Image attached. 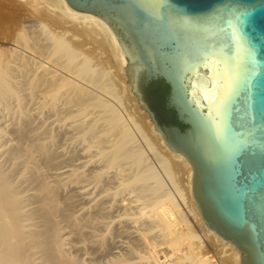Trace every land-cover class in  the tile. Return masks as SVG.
I'll return each instance as SVG.
<instances>
[{
  "label": "bare ground",
  "instance_id": "1",
  "mask_svg": "<svg viewBox=\"0 0 264 264\" xmlns=\"http://www.w3.org/2000/svg\"><path fill=\"white\" fill-rule=\"evenodd\" d=\"M21 1L29 17L4 36L19 40L0 48V264H161L139 251L154 238H169L176 253L192 240L183 264H212L188 202L205 235L241 264L242 251L204 221L188 158L166 142L169 154L158 152L136 125L158 169L116 106L122 94L109 66L123 88L133 84L112 27L67 0ZM89 43L96 57L82 48ZM175 165L188 172L191 201Z\"/></svg>",
  "mask_w": 264,
  "mask_h": 264
},
{
  "label": "water",
  "instance_id": "2",
  "mask_svg": "<svg viewBox=\"0 0 264 264\" xmlns=\"http://www.w3.org/2000/svg\"><path fill=\"white\" fill-rule=\"evenodd\" d=\"M103 18L129 57L128 83L193 168L207 225L264 264V0H67ZM163 80L178 123L143 89ZM153 107L159 98L150 97Z\"/></svg>",
  "mask_w": 264,
  "mask_h": 264
},
{
  "label": "rangeland",
  "instance_id": "3",
  "mask_svg": "<svg viewBox=\"0 0 264 264\" xmlns=\"http://www.w3.org/2000/svg\"><path fill=\"white\" fill-rule=\"evenodd\" d=\"M20 3L22 4L23 2L21 0H14L12 4L9 2H6V1L5 2L2 1L0 3V48L10 47V46H12V44H11L12 42L19 40V37L17 35L15 38L14 37L6 38L4 36H5V32H7L9 29H13L14 26L21 24L24 19L29 17V15L26 13L25 14L20 13V11L18 9V7L21 5ZM21 12H25V11L22 10ZM87 46L90 48L87 49L86 48ZM92 47H93L92 44L89 43L87 45H84L82 48H84L86 52L91 54V56L96 57V55L100 52V50H93ZM107 53H109V51H107ZM109 67H111L112 68L111 70L114 71L113 76L115 77L114 79L116 80L115 83L117 85V89L122 94L121 96H122L123 107L121 104L120 105L118 103H115V104H117L116 106L119 107L121 114H123L122 116L125 117L124 119L127 120L131 129H133V131L135 130L134 133L137 135L139 142H141V144L143 145L144 150L146 149V152H147L146 154L147 155L149 154L148 157L150 156L149 157L150 160L154 161L153 158L155 155H154V153L152 154L153 151L151 149H149V146L146 143V141L144 139H142L141 133L139 132V129H137L138 127L136 125H138L139 128L141 129V131H143L147 135L149 141L156 148V150L162 154H166V152H167V150L164 147L165 146L164 136L152 124L154 122L149 117L148 112L142 110V108L139 107L140 105L136 102V100H134V99H136L137 94H134V91L132 92L131 88H129L128 90H126L127 88H125V87H124L125 89L123 88V86L121 85L122 84V82H121L122 76L119 74V73H121V71L118 70V67H116L115 65H110ZM118 71H119V73H118ZM112 102L114 103V101H112ZM167 154H169V152H167ZM154 159H155V161H154L155 163L154 162L153 163L156 164V166H157L158 162H157L156 157ZM158 169H160L159 165H158ZM173 170L176 174V181L179 183L181 188L184 189V191L186 193L187 201H191L189 198V194L187 192V190H188L187 189V176H188L187 170L182 165H175L173 167ZM166 179H165V181H166L167 185L173 191V187H172L171 182L169 181L168 178H166ZM190 209H193L192 202H188L187 206L185 204L184 210L188 211L187 217L192 222L191 224H192V226H194V228L196 230L195 232L196 233L199 232L198 234H200V233L204 234L203 240H204L205 244H204L203 251L207 255L211 256L210 259L213 261L212 264H235V262H234V257H235L234 251L232 249H230V247L224 248L223 246H221L214 239V237L212 235H209V234L205 235L206 232L203 229L204 228L203 225L197 220L196 216L193 215V213H192V211H190ZM185 227L186 226H183L182 229H185ZM203 231H204V233H203ZM170 238L173 240V236H171ZM160 239L163 242L165 241V244L164 243L163 244L162 243L161 244L155 243V241L158 242L157 240H159L158 243H160L161 242ZM167 239H168V241L166 242ZM167 239L162 240V238H157V240H156L154 238L152 240V242L155 240L153 242V244L151 242V245L149 244L147 246V249H145L143 251L142 250H139V251H141L140 253L142 255L144 254L143 255L144 257H145V255H146V257H151L152 255H155V257L158 259V261L161 264H183L184 261L187 260V259L185 260L186 257H184V256H186V254L189 255V253H190V245H191L190 242L192 240L187 241L186 243H182L181 244V250L176 253V252H174L173 244H169V242L171 243V240L169 238H167ZM154 243H155V245H154Z\"/></svg>",
  "mask_w": 264,
  "mask_h": 264
},
{
  "label": "flooded vegetation",
  "instance_id": "4",
  "mask_svg": "<svg viewBox=\"0 0 264 264\" xmlns=\"http://www.w3.org/2000/svg\"><path fill=\"white\" fill-rule=\"evenodd\" d=\"M167 86L168 85L163 80L154 81L143 89V96H144L145 101L155 111L157 119L159 120V122H161V123H164V122L175 123V120H171V119L167 120V118H166L167 112H165L163 109H161V107H158V108L153 107V105L149 101L151 96L153 98H156V99L159 98V96H162L161 100H163L165 103V106H164L165 110L173 111L171 109H168L166 106L167 97H168L169 90H170L169 86L168 87ZM166 90H168V91L166 92ZM174 114H175V112H174Z\"/></svg>",
  "mask_w": 264,
  "mask_h": 264
},
{
  "label": "trees",
  "instance_id": "5",
  "mask_svg": "<svg viewBox=\"0 0 264 264\" xmlns=\"http://www.w3.org/2000/svg\"><path fill=\"white\" fill-rule=\"evenodd\" d=\"M154 85H155V84H154ZM167 87H168V86H167ZM167 91H168V90H166V92H167ZM161 97H162V96H161ZM164 106H165V103H164L163 100H161V102H160V107H161V109H163L165 112H167V116H166L167 120H169V119H171V120H175V123H178L179 125H181L182 128H184L185 126L182 125V124H180V123L177 121L174 112H173V111L165 110V107H164Z\"/></svg>",
  "mask_w": 264,
  "mask_h": 264
}]
</instances>
